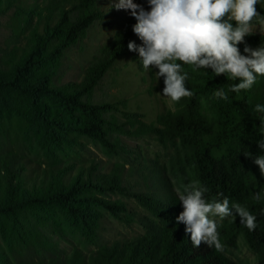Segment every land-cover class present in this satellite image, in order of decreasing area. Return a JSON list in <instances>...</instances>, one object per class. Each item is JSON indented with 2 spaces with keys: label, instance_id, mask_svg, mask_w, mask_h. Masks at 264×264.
I'll return each mask as SVG.
<instances>
[{
  "label": "trees",
  "instance_id": "16d2710c",
  "mask_svg": "<svg viewBox=\"0 0 264 264\" xmlns=\"http://www.w3.org/2000/svg\"><path fill=\"white\" fill-rule=\"evenodd\" d=\"M11 3L8 0L0 14ZM141 7L150 10L147 0ZM256 7L264 17V0ZM23 14L35 15L43 24L36 22L23 43L12 42L0 54V264H250L231 256L239 240L254 254L255 264H264V177L254 163L256 155H264L257 146L264 139V113L254 111L257 104L264 105V76H258L250 89L234 93L230 88L238 79L176 61L187 73L185 87L193 95L172 102L173 108L159 113L155 122H146L142 114L124 110L125 100H93L106 72L131 52L127 45L134 42L137 22L132 15L99 48L79 82L56 85L53 71L64 51L83 40L102 17L98 0H45L40 8ZM252 24H258L257 19ZM245 46L264 47V35L246 36L238 45L242 55ZM155 81L154 89L163 93L164 77L156 75ZM217 90L225 91L228 99L216 97ZM24 121L34 126L35 135L27 126L15 151L9 134ZM147 135L164 150L162 162L131 151L121 138ZM81 137L121 162L102 172L93 162L75 165L64 160V149L81 146ZM30 141L32 156L25 148ZM248 152L251 157L245 156ZM35 157L42 160L35 162ZM132 174L141 178L146 190L129 187ZM193 181L208 189L206 202L222 193L219 199L227 197L230 206L246 207L256 216V229L249 231L233 210V216L216 219L222 252L203 243L193 247L186 225L177 221L183 211L177 189ZM110 193L133 198L145 215L129 209L122 199H108ZM48 208L72 220L79 235L96 248L88 254L72 248L50 257L48 249L57 241L47 240L38 223L46 221L43 213ZM107 214L122 223H137L143 231L101 243Z\"/></svg>",
  "mask_w": 264,
  "mask_h": 264
},
{
  "label": "clouds",
  "instance_id": "9594fccd",
  "mask_svg": "<svg viewBox=\"0 0 264 264\" xmlns=\"http://www.w3.org/2000/svg\"><path fill=\"white\" fill-rule=\"evenodd\" d=\"M150 10L133 0H117L116 9L130 10L137 21L133 32L142 41L137 47L134 42L127 45L129 51H137L143 67L158 69L157 78L164 77L163 96L172 102H179L193 93L185 87L187 73H182L180 63L198 69H211L215 76L227 75L240 82L231 86L230 91L240 93L250 89L258 76H264V47L252 49L244 47L242 55L238 45L244 38L253 34L252 21L257 19L258 26L264 30V17L257 11L259 0H147ZM259 18V19H258ZM214 95L228 99L227 93L217 90ZM257 113H264V105L257 104ZM264 150V139L257 142ZM246 157H251L248 152ZM254 163L264 177V155H256ZM208 191L199 181H193L177 189L178 199L183 211L177 221L186 225L193 247L206 244L217 252L224 250L219 233L218 222L225 217L238 215L240 222L249 231L257 227L256 216L240 204H232L222 193L212 202L203 198ZM261 194L257 192L255 199Z\"/></svg>",
  "mask_w": 264,
  "mask_h": 264
},
{
  "label": "rangeland",
  "instance_id": "374dc122",
  "mask_svg": "<svg viewBox=\"0 0 264 264\" xmlns=\"http://www.w3.org/2000/svg\"><path fill=\"white\" fill-rule=\"evenodd\" d=\"M45 0H11V7L3 14H0V54L4 48L11 46L12 42H24L28 30L36 24L41 27L43 19L38 20L35 15L26 18L23 11L28 9H37L44 5ZM8 0H1L0 9H4ZM117 0H98V8L101 12V19L97 20L94 25L88 30L86 37L76 44L67 48L61 58V63L55 68L53 75V83L56 85L74 82L77 83L82 79L83 71L97 55L99 48L107 43L114 34L124 25L127 19L131 16L130 10L116 9L113 5ZM134 3L142 6V0H133ZM39 21V22H38ZM17 33V37L15 35ZM134 43L137 47L141 46V40L137 35L134 36ZM156 70L154 67L145 69L141 58L137 51H131L116 60L113 66L106 72L98 86L95 88L93 100L95 102H114L125 100V111L140 113L143 115V120L146 122H155L157 115L166 109H172L173 103L170 98L163 96L158 90L154 89L156 84ZM54 105V103H53ZM118 118H121L120 113H116ZM32 129L34 126L29 122H21L16 128L10 132L11 149L18 151L19 139L23 131ZM33 127V128H32ZM129 148L135 152H140L142 156L152 159L165 158V152L153 136H143L141 138H129L128 136L121 137ZM81 146L75 148H65L63 151V159L70 161L75 165L96 163L99 169L103 172H108L114 163L121 162L118 157L107 155L98 143H94L86 138H79ZM27 155L32 156L35 153L32 147V141L25 146ZM35 162L42 158H33ZM128 164H125V169ZM127 181L129 187L133 190H146L141 185V178L137 174L128 176ZM125 183V184H128ZM108 199H122L126 202L131 210H135L142 215L146 211L139 206L136 201L128 196L110 193ZM43 217L46 221L39 222L41 227L46 230L48 239L53 238L57 242L50 246L48 252L50 257L61 256L67 254L72 248H77L83 254H88L96 245L87 243L79 232L72 220H68L63 213L57 209H45ZM220 220L219 218H214ZM3 226L7 229V225ZM103 229L100 231V242L108 243L114 239L128 238L138 233L143 229L137 223L126 224L116 218L105 215L102 219ZM54 229L57 233H52ZM0 245H2L0 235ZM233 258L238 260H248L250 264H255L254 254L244 245L242 240H239L238 247L232 250ZM14 263H15V259ZM34 260L38 258L34 257Z\"/></svg>",
  "mask_w": 264,
  "mask_h": 264
},
{
  "label": "crops",
  "instance_id": "0c3cea01",
  "mask_svg": "<svg viewBox=\"0 0 264 264\" xmlns=\"http://www.w3.org/2000/svg\"><path fill=\"white\" fill-rule=\"evenodd\" d=\"M253 28H254L253 32L260 33V34L264 35V30H261L260 27L258 26V24L253 25Z\"/></svg>",
  "mask_w": 264,
  "mask_h": 264
}]
</instances>
